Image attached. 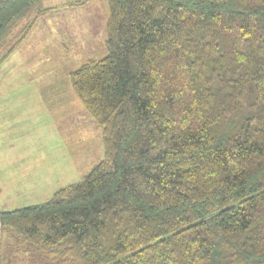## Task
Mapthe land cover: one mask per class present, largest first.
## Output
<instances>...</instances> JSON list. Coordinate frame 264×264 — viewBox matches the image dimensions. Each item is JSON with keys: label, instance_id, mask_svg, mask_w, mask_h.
<instances>
[{"label": "trees", "instance_id": "trees-1", "mask_svg": "<svg viewBox=\"0 0 264 264\" xmlns=\"http://www.w3.org/2000/svg\"><path fill=\"white\" fill-rule=\"evenodd\" d=\"M39 2L0 0V47L50 10L32 15ZM106 4V55L68 74L103 158L0 211L4 261L264 264V0Z\"/></svg>", "mask_w": 264, "mask_h": 264}, {"label": "rangeland", "instance_id": "rangeland-1", "mask_svg": "<svg viewBox=\"0 0 264 264\" xmlns=\"http://www.w3.org/2000/svg\"><path fill=\"white\" fill-rule=\"evenodd\" d=\"M45 8L50 10L36 17L23 39L20 25L28 20L0 47L1 56L21 39L0 63L1 211L48 200L103 158L100 128L68 74L106 55V0H40L32 15ZM14 245L7 233L0 235V262L6 263Z\"/></svg>", "mask_w": 264, "mask_h": 264}, {"label": "crops", "instance_id": "crops-1", "mask_svg": "<svg viewBox=\"0 0 264 264\" xmlns=\"http://www.w3.org/2000/svg\"><path fill=\"white\" fill-rule=\"evenodd\" d=\"M50 88H54V86H51ZM5 207H7V206H5ZM0 211H1V209H0Z\"/></svg>", "mask_w": 264, "mask_h": 264}]
</instances>
